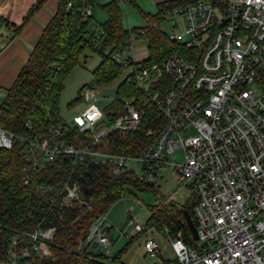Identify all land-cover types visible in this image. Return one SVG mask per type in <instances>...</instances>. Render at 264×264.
Here are the masks:
<instances>
[{"label": "built area", "instance_id": "obj_1", "mask_svg": "<svg viewBox=\"0 0 264 264\" xmlns=\"http://www.w3.org/2000/svg\"><path fill=\"white\" fill-rule=\"evenodd\" d=\"M157 11L172 30L163 32L184 52L171 53L157 63L137 64L135 80L141 94L121 99L120 110L108 125L104 111L91 101L96 91L88 87L80 93L86 106L67 123L69 130H76L71 140L61 122L30 138L0 123V148L8 149L16 140L25 145L20 164L24 184L44 163L58 157L67 161L66 179L47 188L49 208L87 205L74 177L78 165L109 163L117 172L128 168V160L138 161L145 170L139 177L147 181L169 165L197 196L193 215L195 241L200 242L188 245L179 232L167 238L175 256L169 264H264V0H229L224 6L196 0ZM91 14L90 7L83 10L84 17ZM143 33L131 32L111 57L122 64L139 63L133 58L132 43ZM147 108L165 120L152 145L139 155L107 151L102 143L108 135L138 129ZM178 151L180 163L175 160ZM105 223L102 214L78 248L86 243L110 246ZM143 230L128 210L120 235L129 239ZM55 231L54 226L37 225L25 234L28 242L11 238L2 263L44 264L52 256ZM143 249L152 257L160 251L152 236L146 237Z\"/></svg>", "mask_w": 264, "mask_h": 264}, {"label": "trees", "instance_id": "obj_2", "mask_svg": "<svg viewBox=\"0 0 264 264\" xmlns=\"http://www.w3.org/2000/svg\"><path fill=\"white\" fill-rule=\"evenodd\" d=\"M37 0L28 10L18 31L43 4ZM196 0H170L157 4V9L183 5ZM212 5L224 6L221 0H207ZM135 6L133 0H128ZM121 0L99 3V0H58L56 10L43 28L33 46L25 64L18 72L0 104V123L14 134L30 138L36 131H44L48 126L61 122L67 125L59 113V101L64 87V80L73 68L84 64L85 51L90 50L100 56V62L91 72L92 84H108L116 79L123 68L130 72L118 85L117 98L112 101L110 109L104 110L108 120L120 110L121 99L137 97L141 94L135 80L137 64L149 65L162 61L169 54H183L184 48L169 39L158 26L161 22L159 11L154 14L137 9L144 19L141 27H125ZM70 4V5H69ZM99 7L106 19L100 23V37L89 33V22L93 15L84 17L83 10ZM143 30L140 38L146 41L147 58L139 63L122 64L116 62L112 52L125 44L131 32ZM91 85H85L81 91ZM78 97L80 98V93ZM164 118L153 108H147L142 122L135 131L111 132L102 145L111 152L139 155L147 150L162 128ZM29 122L30 127L27 126ZM66 135L71 140L75 129ZM151 129L150 135L147 130ZM86 137V136H84ZM26 147L18 140L8 149L0 148V263L6 260L10 240L16 237L20 244L28 242L26 233L37 225L54 226L56 231L52 241V256L44 264H127L122 260V251L107 255L98 252H83L79 249L90 225L119 199L132 194L133 190L151 188L149 181L140 178L128 168L114 172L109 163H90L78 165L74 174L80 187L81 197L87 203L75 204L60 209L58 205L51 208L45 203L49 194L47 188L66 179L69 173L67 161L58 157L38 167L28 184L20 178V164ZM43 186V189H39ZM197 196L190 191L184 203L166 201L148 207L145 230L154 228L167 238L179 232L188 245H195L186 224L184 211L195 221L193 208ZM112 229L109 227L108 232ZM145 230L137 233L140 235ZM128 239L130 244L132 239ZM170 261H167L169 264ZM41 263V261H40Z\"/></svg>", "mask_w": 264, "mask_h": 264}, {"label": "rangeland", "instance_id": "obj_3", "mask_svg": "<svg viewBox=\"0 0 264 264\" xmlns=\"http://www.w3.org/2000/svg\"><path fill=\"white\" fill-rule=\"evenodd\" d=\"M94 15L89 22V33L95 34L100 37V23L104 21L103 15L105 14L99 7H95ZM123 24L125 27H141L145 24L142 14L135 8H126L123 15ZM159 27L162 31L171 33L172 30L169 27L167 21L163 20L159 23ZM4 30L0 28V36ZM136 48L135 61L140 62L147 58L146 41L143 39H134L132 43ZM84 64L78 65L71 70L64 80V87L61 92L59 101V113L61 118L66 123H71L72 118L79 114L86 106V103L82 99H77L79 92L85 85H91L96 91L95 99L91 100L103 111L107 108L110 109V105L114 99L117 98V87L126 78L130 72L129 68H123L121 74L108 84L98 85L92 84V70L96 68L100 62V56L97 53H93L90 50L85 51V58L82 59ZM6 90L2 88L0 94V104L2 103ZM111 111V109H110ZM105 112V111H104ZM103 121L108 125V118L104 115ZM176 162H182V154L180 151L175 153ZM127 167L133 170L138 176L145 174V170L142 169V165L138 161L128 160ZM153 183L151 188L143 190H133L132 194L125 196L115 203H113L107 210L106 225L112 226V232L108 233L110 239L114 242L107 248L98 247L87 243L82 246V250L87 252H98L102 254L114 255L119 251H122L121 257L127 264H166L167 260H174V253L169 247L167 237L159 231L153 229H146L140 235H134L130 244H127L128 238L120 235V230L125 228L126 224V212L132 209L133 215L138 221L146 225L148 218V207L155 204L163 203L166 201L174 200L178 203H184L190 195V189L187 186L182 185L180 179L177 178L172 172V168L169 165H165L164 168L156 173L154 179L149 180ZM132 227L127 228L129 234L132 233ZM154 236L161 241V253L157 256H147L144 253L143 243L146 236ZM196 245L200 242L195 241ZM5 264V263H0Z\"/></svg>", "mask_w": 264, "mask_h": 264}, {"label": "crops", "instance_id": "obj_4", "mask_svg": "<svg viewBox=\"0 0 264 264\" xmlns=\"http://www.w3.org/2000/svg\"><path fill=\"white\" fill-rule=\"evenodd\" d=\"M36 1L37 0H0V28L4 30L3 31L4 33H2L0 36L1 92H2V88L6 90L13 83L18 72L25 64L33 46L37 42L43 28L52 18L58 3V0H45L43 4L34 12L32 17L26 23H24L23 26L18 31H15V28L21 25L23 18L27 14L28 10L35 4ZM107 1L110 0H99V3L102 4ZM133 1L135 3V6L130 4L128 0H121L120 4L123 15H124V10L130 7L139 9L143 12L154 14L157 11L158 3L162 1H170V0H133ZM221 1L227 2L229 0H221ZM93 11L94 9L92 10L91 15H94ZM103 19L104 20L106 19V14L103 15ZM136 53H137L136 48H134L133 49L134 59ZM106 219H107V215H106ZM110 227L112 228V226ZM150 229L155 230L154 228H150ZM155 239L159 244L160 251L158 255H160L161 241L158 238ZM111 242L113 243L114 241L111 239ZM122 260L126 262L124 259ZM167 261H171V260L168 259Z\"/></svg>", "mask_w": 264, "mask_h": 264}, {"label": "water", "instance_id": "obj_5", "mask_svg": "<svg viewBox=\"0 0 264 264\" xmlns=\"http://www.w3.org/2000/svg\"><path fill=\"white\" fill-rule=\"evenodd\" d=\"M149 184L152 185L153 183L151 181H149ZM184 215H185L186 224H187L188 229L190 231L191 237L195 241V240H197V235H196V228H195V224L193 222V219L187 211H184ZM107 228L108 227L106 226L105 229H107Z\"/></svg>", "mask_w": 264, "mask_h": 264}]
</instances>
